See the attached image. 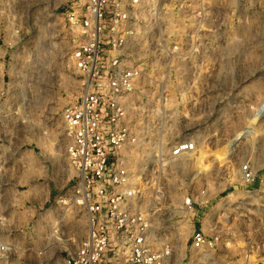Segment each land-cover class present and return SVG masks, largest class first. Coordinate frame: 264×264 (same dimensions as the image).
I'll list each match as a JSON object with an SVG mask.
<instances>
[{
  "label": "rangeland",
  "instance_id": "374dc122",
  "mask_svg": "<svg viewBox=\"0 0 264 264\" xmlns=\"http://www.w3.org/2000/svg\"><path fill=\"white\" fill-rule=\"evenodd\" d=\"M78 1L0 0V216L2 238L18 248L11 264H62L86 231L85 209L58 202L76 180L62 111L83 91L72 52L84 37L65 16ZM133 24L127 54L142 75L129 166L145 174L142 204L156 207L172 263L195 264L192 232L204 229L220 241L209 264H264V0H148ZM184 139L195 153L168 161ZM245 163L252 185L240 180ZM187 196L195 212L182 210Z\"/></svg>",
  "mask_w": 264,
  "mask_h": 264
},
{
  "label": "built area",
  "instance_id": "2783aa9c",
  "mask_svg": "<svg viewBox=\"0 0 264 264\" xmlns=\"http://www.w3.org/2000/svg\"><path fill=\"white\" fill-rule=\"evenodd\" d=\"M146 1L79 0L65 13L84 37L72 52L73 67L83 77V91L62 111L66 155L76 180L70 196L58 202L82 206L87 221L76 246L63 250L62 264H173L176 256L165 227L153 220L154 203V207L142 204L145 174L135 177L129 166L131 148L139 141L128 114L142 71L129 58L127 43L136 32L133 22ZM2 10L0 20L6 22L5 7ZM155 12H149L150 17ZM11 32L16 39L23 33L17 24ZM196 150L195 140L184 139L164 156L176 161ZM239 175L244 185L256 179L248 163L240 166ZM182 205V210L195 212L199 203L187 196ZM6 223L0 216V264H11L17 248L15 242L2 238ZM219 248L217 233L194 229L190 262L209 264L204 254H214Z\"/></svg>",
  "mask_w": 264,
  "mask_h": 264
},
{
  "label": "bare ground",
  "instance_id": "6f19581e",
  "mask_svg": "<svg viewBox=\"0 0 264 264\" xmlns=\"http://www.w3.org/2000/svg\"><path fill=\"white\" fill-rule=\"evenodd\" d=\"M56 223H57V222H56ZM53 232H55V228H54Z\"/></svg>",
  "mask_w": 264,
  "mask_h": 264
}]
</instances>
